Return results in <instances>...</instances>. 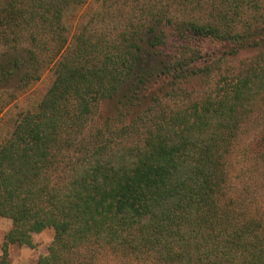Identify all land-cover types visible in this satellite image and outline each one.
<instances>
[{
    "label": "trees",
    "instance_id": "16d2710c",
    "mask_svg": "<svg viewBox=\"0 0 264 264\" xmlns=\"http://www.w3.org/2000/svg\"><path fill=\"white\" fill-rule=\"evenodd\" d=\"M92 2L96 12L69 37V18ZM107 7L108 0H0V49L8 48L0 82L17 76L23 89L48 68L54 74L0 141V217L11 220L0 264H11L9 245L32 248V234L45 228L53 239L34 264H75L82 250L139 264H264V205L249 202L229 175L234 141L264 105V53L235 69L222 64L255 45L247 39L258 31L240 33L226 22H182L169 32L125 27L115 35L88 27ZM201 73L217 74L211 90L157 108L170 91L150 90L153 83ZM144 90L149 99L141 104ZM116 98L136 115L154 103L142 113L153 111L150 118L133 121H141L140 135L82 138L100 101ZM71 151L76 160L59 177Z\"/></svg>",
    "mask_w": 264,
    "mask_h": 264
},
{
    "label": "rangeland",
    "instance_id": "374dc122",
    "mask_svg": "<svg viewBox=\"0 0 264 264\" xmlns=\"http://www.w3.org/2000/svg\"><path fill=\"white\" fill-rule=\"evenodd\" d=\"M108 0V7L105 9L100 21L93 19L88 24L92 30L115 35L118 30L125 27L147 28L155 25L169 32L182 22L197 23H218L220 26H232L234 30L243 32L246 27L249 32L258 31L249 37L250 42L256 41L255 45L242 48L233 56L226 55L222 58L225 69H235L243 62L255 59L260 53H264V0ZM117 2V3H116ZM236 2H242L244 8L237 10ZM98 4L90 3L81 7L75 15H72L67 22L69 37L75 32L78 22L91 19V14L96 12ZM240 10V9H238ZM81 22L80 24H84ZM225 22L227 24H225ZM259 36H261L259 38ZM171 39L174 35L170 36ZM214 51L213 44L205 45ZM8 51L2 47L0 54ZM0 55V56H2ZM52 69L42 72L39 79L30 82L23 89L17 88L18 77H12L0 82V141L11 132L13 121L17 115L32 107L33 103L39 101L53 80ZM161 78V77H160ZM158 78V79H160ZM217 79V74L201 73L187 76L175 84L166 82L165 78L152 84L150 90H156L160 86H168L170 94L161 97L157 108L166 106L174 102H190L203 96L211 90ZM163 91V90H162ZM148 90L143 91L142 103L146 100L145 95ZM164 93V91L162 92ZM129 103V102H128ZM140 107L144 119L150 118L152 112L142 114L148 106ZM131 107V106H130ZM139 110V109H138ZM136 107L129 108L128 104L118 102L116 99L102 100L95 108V112L90 117L85 132L86 138L103 133V138L107 140H121L140 135L142 131L141 121L133 123L140 115H136ZM136 122V121H135ZM133 123V124H132ZM244 124V131L240 133L234 141L231 154V164L229 165V175L231 184L236 189H246L249 202L254 205H264V105L261 112L256 111L254 116ZM89 136V137H88ZM81 138V139H82ZM68 154V153H65ZM75 158V152L65 155L62 166L59 167L58 176L63 177V170L71 164ZM55 178H57L55 176ZM57 183V182H56ZM244 192V190H242ZM11 220L0 217V248L4 234L10 229ZM53 239V231L45 228L40 232L32 234L34 246L9 245L8 255L11 264H34L37 254L47 251V246ZM1 253V249H0ZM75 264H139L132 259L120 257L102 250H82L75 254Z\"/></svg>",
    "mask_w": 264,
    "mask_h": 264
}]
</instances>
